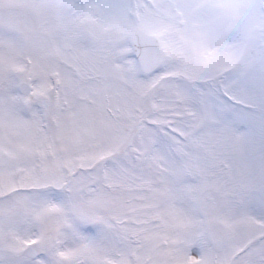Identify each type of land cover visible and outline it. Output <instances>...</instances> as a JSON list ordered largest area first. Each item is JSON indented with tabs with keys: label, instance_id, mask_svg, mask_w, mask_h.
Segmentation results:
<instances>
[{
	"label": "snow or ice",
	"instance_id": "obj_1",
	"mask_svg": "<svg viewBox=\"0 0 264 264\" xmlns=\"http://www.w3.org/2000/svg\"><path fill=\"white\" fill-rule=\"evenodd\" d=\"M0 264H264V0H0Z\"/></svg>",
	"mask_w": 264,
	"mask_h": 264
}]
</instances>
